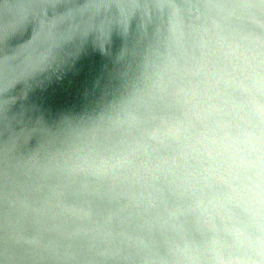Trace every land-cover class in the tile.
<instances>
[{"label":"clouds","instance_id":"1","mask_svg":"<svg viewBox=\"0 0 264 264\" xmlns=\"http://www.w3.org/2000/svg\"><path fill=\"white\" fill-rule=\"evenodd\" d=\"M0 264H264V0H0Z\"/></svg>","mask_w":264,"mask_h":264},{"label":"water","instance_id":"2","mask_svg":"<svg viewBox=\"0 0 264 264\" xmlns=\"http://www.w3.org/2000/svg\"><path fill=\"white\" fill-rule=\"evenodd\" d=\"M112 48L111 39L103 37L85 44L63 79L50 90L52 95L69 100L78 89L83 90L91 82L105 77L109 71L108 58Z\"/></svg>","mask_w":264,"mask_h":264}]
</instances>
